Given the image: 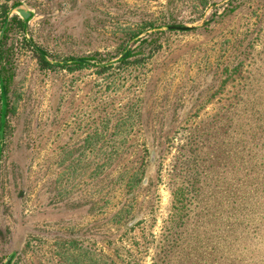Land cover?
<instances>
[{
  "label": "rangeland",
  "instance_id": "1",
  "mask_svg": "<svg viewBox=\"0 0 264 264\" xmlns=\"http://www.w3.org/2000/svg\"><path fill=\"white\" fill-rule=\"evenodd\" d=\"M3 2L0 264H264V212L240 219L235 136L212 128L225 107L244 122L234 95L262 74L264 0ZM19 4L33 13L23 30ZM26 41L87 66L41 68ZM1 113L0 93V131ZM195 165L206 208L169 229L173 181Z\"/></svg>",
  "mask_w": 264,
  "mask_h": 264
},
{
  "label": "trees",
  "instance_id": "2",
  "mask_svg": "<svg viewBox=\"0 0 264 264\" xmlns=\"http://www.w3.org/2000/svg\"><path fill=\"white\" fill-rule=\"evenodd\" d=\"M8 3L3 2L0 5V27L6 19L8 12ZM12 20H15L21 30H23V23L17 19L15 16L11 17ZM5 36H3L0 43V78L3 85L4 93H9L10 85L13 78V70L10 63L6 59V51L4 49L5 45ZM27 46L32 50L37 57L38 63L41 68H53L61 67L70 69L72 67H84L87 66L86 63L82 61H77L76 59L71 60L72 63H63L62 65L58 63H52L48 61L45 57V52L35 46H31L29 41H26ZM131 52L119 61V64L124 67L128 66L130 63L137 62L136 59L130 60ZM72 59V58H71ZM261 65V66H260ZM257 66V69L262 73L259 74L258 78L252 76L249 80H244L245 83L242 85V90H238L234 95V106L240 107V113L237 115V118H244V122L236 123L235 117H230L228 114L231 113V110L228 107H225V112H222L225 115V122L220 121L221 124L213 126V129L220 127L219 131L229 130L230 133L235 136L236 141H228L231 145H234V148L237 149V156L241 160L238 164L237 172L235 174L238 176L237 181L239 182L238 188L235 194L239 197L240 204V219L242 223L247 222L248 226L250 224L249 219L252 220L251 225L253 224V218L250 217V214L255 212V216L262 214L264 212V76L263 70L264 67L261 63ZM110 66H101L100 70H107ZM237 72L232 73L231 79H234ZM9 100L7 102V108L9 109ZM230 105L233 106L232 103ZM221 114V115H222ZM213 124V123H212ZM229 128V129H228ZM229 133V135H230ZM197 166H194V173H186L182 176L179 183L173 181V189L171 191V207L172 214L170 223H172L169 229H176L178 224L183 225L185 223L183 215L185 211L190 213L193 209H199L198 214L203 212V209L206 207L204 205H199V197L201 193H198L195 189V176L202 173V171L196 170ZM182 170V169H181ZM187 171V169H186ZM193 174V176H192ZM195 191V193H193ZM197 203V204H195ZM253 211H252V210ZM184 213L182 216L181 214ZM183 220V221H181ZM195 223L190 227L189 231H192L194 235L202 238L199 234L200 223L194 221ZM250 225V226H251ZM241 230H247L246 227L242 226ZM247 236H244L242 239L239 237V241H236L238 246L245 248ZM193 238L190 240V242ZM243 241V242H242ZM170 252V251H169ZM240 255L236 256H249V253L238 250ZM202 259V257H201Z\"/></svg>",
  "mask_w": 264,
  "mask_h": 264
},
{
  "label": "water",
  "instance_id": "3",
  "mask_svg": "<svg viewBox=\"0 0 264 264\" xmlns=\"http://www.w3.org/2000/svg\"><path fill=\"white\" fill-rule=\"evenodd\" d=\"M15 11L22 19L24 26L27 25L28 21L31 19L32 17V12L27 10L26 8L23 7V5L19 4V5H15L12 10L9 12V15L11 14V12ZM8 22V18L6 19L1 31H0V40L4 34L6 25ZM192 27L191 26H170L169 29H173V30H181V31H185V30H190ZM77 61H82L84 63H87L88 60L86 59H76ZM0 93H1V103H2V113H1V135H2V130H3V125H4V121H5V115H6V98H5V93L3 90V85H2V81L0 79ZM12 257L11 255H8L5 263L7 264V261Z\"/></svg>",
  "mask_w": 264,
  "mask_h": 264
}]
</instances>
